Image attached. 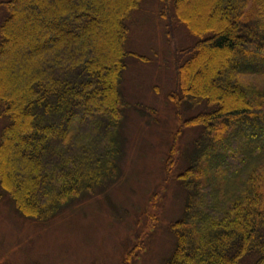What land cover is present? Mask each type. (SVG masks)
<instances>
[{
  "label": "trees",
  "instance_id": "trees-1",
  "mask_svg": "<svg viewBox=\"0 0 264 264\" xmlns=\"http://www.w3.org/2000/svg\"><path fill=\"white\" fill-rule=\"evenodd\" d=\"M142 1L0 0V186L23 215L47 220L118 177L120 80L127 57L147 61L126 21ZM159 2L193 38L170 97L199 129L164 264H264V0Z\"/></svg>",
  "mask_w": 264,
  "mask_h": 264
},
{
  "label": "rangeland",
  "instance_id": "rangeland-1",
  "mask_svg": "<svg viewBox=\"0 0 264 264\" xmlns=\"http://www.w3.org/2000/svg\"><path fill=\"white\" fill-rule=\"evenodd\" d=\"M189 8L199 15L196 2ZM126 22V48L147 61L127 57L120 80L130 105L121 119L118 177L47 220L23 215L0 186V264H164L170 257L171 224L186 196L178 175L199 131L182 125L197 109L170 94L177 90L179 50L193 38L184 25L167 26L159 0H143ZM4 124L0 118V132Z\"/></svg>",
  "mask_w": 264,
  "mask_h": 264
}]
</instances>
